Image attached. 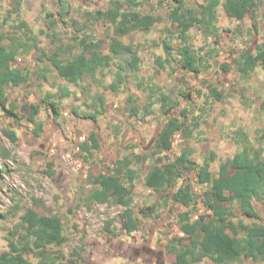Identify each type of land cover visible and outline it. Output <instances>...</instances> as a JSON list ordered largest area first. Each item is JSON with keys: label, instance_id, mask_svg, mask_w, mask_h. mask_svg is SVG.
I'll return each instance as SVG.
<instances>
[{"label": "rangeland", "instance_id": "obj_1", "mask_svg": "<svg viewBox=\"0 0 264 264\" xmlns=\"http://www.w3.org/2000/svg\"><path fill=\"white\" fill-rule=\"evenodd\" d=\"M207 1L122 0L125 10L138 11L153 20L148 31L118 37L136 51L137 74L131 68L134 57L125 54L94 79L84 78L73 85L40 57L59 49L64 58L77 55L84 50L79 46L84 35L102 40V52L108 54L109 37L114 35L98 12L106 10L110 0H0V20L6 18L0 22L2 44L16 53L11 66L23 75L19 86L6 87L0 95L1 252H16L21 235L26 233L20 218L31 208L62 221L67 241L46 247L57 264H73V260L77 264H172L168 242L184 237L179 214H186L190 221L212 214L211 207L203 204L208 187L198 184L195 172H187L174 187L156 192L146 187V173L176 160L184 150H192L191 160L197 164L215 153L210 170L217 176L226 159L240 150L238 131L248 135L264 158V68L259 65L247 78L235 70L241 51L256 54V46L264 45V0H257L255 9L241 22L228 18L220 5L216 10L218 37L200 20L189 38L194 53L204 57L207 67L198 74L186 73L177 61L178 28L170 13L183 6L194 9L201 19L200 7ZM61 2L67 8L64 19L59 17ZM21 22L27 29L19 26ZM118 64L123 66L125 78L112 91L109 86L116 82ZM150 89L156 94L152 113L147 115ZM213 89L217 97L212 95ZM161 92L178 100L173 116L187 111L185 119L180 117L184 126L176 132L168 152L156 149L167 121L161 110ZM97 96L104 98V105ZM134 108L137 115L132 114ZM89 114L95 121L87 117ZM39 124L42 131L37 135ZM6 132H13L17 141L12 142ZM91 134L99 149L88 155L80 146L91 144ZM157 157L163 162L158 163ZM126 158L137 175L131 207L138 229L132 233L123 225L125 209L112 196L104 203L89 199L99 189L93 178L115 174L117 162ZM186 185L194 196L193 203L173 202L172 195ZM258 198L253 203L261 216L258 222L264 225V209ZM235 210L231 223L255 222L242 215L238 203ZM26 258V264H38L34 254ZM199 264L214 263L205 259ZM233 264L264 262L243 256Z\"/></svg>", "mask_w": 264, "mask_h": 264}, {"label": "trees", "instance_id": "obj_2", "mask_svg": "<svg viewBox=\"0 0 264 264\" xmlns=\"http://www.w3.org/2000/svg\"><path fill=\"white\" fill-rule=\"evenodd\" d=\"M220 5L228 18L241 22L249 11L255 9L257 0H223V2L208 0L206 5L200 7L201 19L191 8L177 6L171 11L172 23L178 28L179 45L176 55L182 71L198 74L207 67L204 57L194 53L189 32L200 20H203L211 35L218 37L220 30L216 26V10ZM66 15V4L61 2L59 17L64 19ZM98 17L111 27L114 35V37H109L108 54L102 52L104 44L102 40H97L91 35H84L79 39V46L84 48L81 53L64 58L59 49L53 54L43 53L40 57L41 60L46 59L58 76L70 84L77 85L84 78L94 79L110 62L125 54L134 57L135 62L131 68L135 74L138 72L136 51L118 37L127 36L136 31H148L153 23L152 18L135 10H125L122 0H110L108 8L98 12ZM5 20L6 18L0 22ZM76 24L73 22V25ZM19 26L27 29L25 22H21ZM77 30L79 31V28ZM2 42L3 38L0 36L1 96L6 87L19 86L23 78L22 72L11 66L16 53L3 47ZM255 49L256 54L247 50L241 51L235 61V70L242 77H249L259 65L264 68V45H257ZM223 68L227 70V67ZM124 78V68L118 64L115 72L117 83H111L110 89L116 91L117 84L123 83ZM211 93L215 97L218 96L215 89ZM155 94L156 92L150 89L148 104L145 108L147 115L152 113L150 107ZM97 99L100 105H104L102 96H97ZM159 100L167 121L156 140V149L168 152L173 147L176 132L184 126L180 117L185 119L187 111L183 109L180 117L173 116V111L179 107L178 100L163 92L160 93ZM138 113V109L132 110L133 115ZM87 117L95 121L94 115L89 114ZM41 131L42 124H39L36 134L39 135ZM6 135L12 142L17 141L13 132H6ZM236 138L240 150L232 158L226 159L217 176H214L210 170L211 163L216 159L215 153H211L202 164H197L191 160L192 150H184L176 160L163 163L162 168L155 166L146 173L144 179L146 187L156 192L174 187L187 172H195L198 184L208 187L203 195V204L211 207L212 214L193 221L188 220L186 214H179L178 221L184 237L174 238L168 242L167 251L174 257L172 264H199L205 259H210L214 264H233L243 256L253 261L264 262V226L258 223L245 225L242 222L237 224L230 222V219L236 216V203L239 204L243 216L254 220H260V215L253 204L256 196L259 197V202L264 208V158L260 150L250 142L245 132L238 131ZM90 143H83L80 146L81 151L88 155L93 149H99L98 140L94 134L90 136ZM156 161L162 163L163 159L157 157ZM130 166L131 163L126 158L124 161L117 162L115 174H99L94 177L92 181L99 189L89 197L92 201L104 203L112 196L114 202L125 209L122 218L128 233L138 229L131 207V197L137 175ZM172 200L184 205L193 203L194 196L190 186L179 188L172 195ZM20 220L26 233L21 235L15 253L0 251V264H26V257L29 254L38 257V264H57V260L46 251V247L61 246L67 241L61 219L55 215H41L36 210L28 208ZM230 232L234 237H230ZM241 234H246V237H241ZM71 263L77 264V261L73 260Z\"/></svg>", "mask_w": 264, "mask_h": 264}, {"label": "crops", "instance_id": "obj_3", "mask_svg": "<svg viewBox=\"0 0 264 264\" xmlns=\"http://www.w3.org/2000/svg\"><path fill=\"white\" fill-rule=\"evenodd\" d=\"M60 10H61V8H60ZM61 12V11H60ZM254 204V203H253ZM263 208V207H262ZM256 209V208H255ZM264 209V208H263ZM256 211H257V209H256ZM258 212V211H257ZM259 213V212H258ZM260 215V214H259ZM249 219V218H248ZM260 219H261V216H260ZM254 220V219H253ZM258 221H260V220H255V222L254 223H258V224H260ZM253 223V224H254ZM260 225H262V224H260ZM264 226V225H263Z\"/></svg>", "mask_w": 264, "mask_h": 264}]
</instances>
